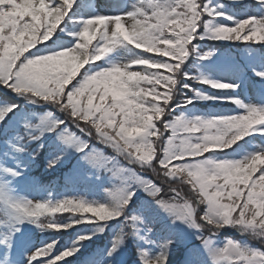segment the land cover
Listing matches in <instances>:
<instances>
[{
  "label": "snow or ice",
  "instance_id": "obj_1",
  "mask_svg": "<svg viewBox=\"0 0 264 264\" xmlns=\"http://www.w3.org/2000/svg\"><path fill=\"white\" fill-rule=\"evenodd\" d=\"M259 2L264 5V0ZM75 4L76 0H0V86L29 104L48 105L63 114L61 118L51 111H25L19 103L0 105V135L10 142L8 114L20 113L24 131L15 133L13 147L27 152L24 145L40 141L29 153L30 163H36L45 148L46 134H54L57 147L49 155L47 168H55L74 151L83 164L126 183L105 189L110 196L106 202L83 197L53 199L51 193L43 200H33L8 195L4 185L9 177H0L4 217L18 222L30 219L41 230L51 231L88 222L97 225L96 232H104L110 221H116L111 245L91 264H114L128 237L159 249L152 254L138 246L140 264H169L170 251L180 250L181 244L185 245L183 264H205L200 247L174 227L163 238L151 239L153 228L145 213L154 204L170 216L173 226L180 221L197 229L195 239L214 264H264V250L243 246L231 237L213 247L217 234L227 227L253 239L264 238V145L240 159L205 155L230 148L252 131L264 134V105L224 97L245 111L211 118L174 115L179 86L192 77L185 67L190 46L193 40L204 38L201 27L210 38L264 43V15L209 27L205 16L226 15L210 0H132L126 9L77 18L81 27L69 33L75 41L49 49L50 38ZM120 46L147 55L137 54L127 62L97 66L96 70L88 67ZM210 55L205 53L204 58ZM258 75L264 77V72ZM199 82L217 89L237 87L206 77ZM183 87L191 90L190 84ZM196 93L204 99L214 98ZM192 99L184 96V103ZM120 158L126 165L120 164ZM5 172L13 178L24 174L15 168ZM137 189L151 199L139 211L130 212ZM63 213H69L66 223L56 218ZM17 232L19 226L0 238V244L10 251ZM94 234L78 236L71 247L55 254L57 241H49L29 251L25 264H58Z\"/></svg>",
  "mask_w": 264,
  "mask_h": 264
},
{
  "label": "trees",
  "instance_id": "obj_2",
  "mask_svg": "<svg viewBox=\"0 0 264 264\" xmlns=\"http://www.w3.org/2000/svg\"><path fill=\"white\" fill-rule=\"evenodd\" d=\"M116 3L124 4L130 3L132 0H109ZM102 0H76V4L73 6L71 12L58 26V30L54 33V37L50 38L47 47L55 50V44H63L69 46L75 41V37L69 35V33L78 31L81 27L78 19L79 17H87L94 15L98 11L97 6ZM212 5H215L218 10L226 13L221 17H208L205 16V20L210 22L209 27L215 26L219 23L233 24L236 20L243 19L247 16L264 15V5H261L259 0H210ZM95 8V9H94ZM94 9V10H93ZM234 19L229 20L228 17ZM63 29V30H61ZM200 32L204 34V38H197L192 41L190 46L191 51L185 61V67L188 72L192 74V77L188 80L182 81L179 86L175 100V113L174 115H182L186 119H192L195 117L211 118L226 115L239 114L245 111L231 100L223 99L224 97H236L243 101L245 104L264 105V77L258 75L260 72H264V43L254 42H242L231 40H219L210 38L208 30L203 26ZM35 49H33L34 51ZM211 52V55L204 58V54ZM137 54L147 55L146 53H139V50L129 49L124 46L118 47L112 53L108 54L94 64L88 65L92 70H96L97 66L107 67L112 63H123L133 58ZM214 55L221 57H233L242 65L237 71H223L221 67L210 66L211 58ZM242 74V76H241ZM200 77H206L218 82H225L237 87L217 89L211 85L199 82ZM184 84H190L191 90L184 88ZM196 90L200 94H206L208 97H214L204 99L201 95H197ZM184 96L193 97L191 103H184ZM9 103H19L22 110L35 111L43 114L46 112H53L55 115L62 118L63 114L57 112L54 108L48 105H36L27 103L23 97L16 95L14 92L0 86V105H6ZM8 132L6 133L7 139L10 142H6L5 135H0V162L5 168H15L22 170L23 175L20 177L8 176L9 180L14 184L13 187L20 189L23 197H34L36 200H43L49 197V193L53 199H61L64 197H83L89 201L106 202L110 199V196L105 189L113 188L114 185H121L115 179L107 180L100 189L94 186L95 183L89 184L82 179L73 180L72 168L80 157V154L74 153L70 156H65L55 168H47V160L50 153L56 150V147L51 144L50 139L54 134H46L44 138L45 148L41 150L40 156L37 158L36 163H30L29 153L37 147L40 141H33L27 145H24L28 149L27 152H19L14 144L17 143L15 136L16 132L23 134L24 128L20 120V113L13 115L8 114ZM166 136L168 133L165 134ZM264 145V134L258 131H252L249 135L242 138L236 144L223 151H211L206 153V156L215 159H240L244 156L256 151L258 146ZM109 154H111L110 150ZM19 162V163H18ZM120 164L126 165V161L123 158L119 160ZM29 164V167L20 169L19 164ZM89 170L87 167H83ZM102 173L104 171L102 170ZM107 174H110L107 172ZM144 175H147L146 173ZM151 175V174H148ZM73 178V177H72ZM135 187V185L133 184ZM187 191V189H185ZM150 197L146 195L142 190L137 189V197L134 198L133 205L130 206L131 211H139L144 205L150 202ZM203 207V206H202ZM5 206H0V219L5 218L3 210ZM69 213L57 214V219L61 223H66L69 219ZM145 220L153 228L152 233H149L151 239L159 240L169 234V229L174 227L178 232L194 244L200 247V242L195 239L197 229L191 227L190 230H181L180 227L172 225L170 216L161 211L156 205L151 204L145 213ZM97 225L95 223H80L67 230L51 231L41 230L37 223L31 222L30 219H26V233L29 238L36 237L37 234L42 235V245H46L49 241H57L53 254L63 251L73 245L77 240V237L85 233H95L90 240H84L82 246L74 255L67 257L58 262V264H91L96 258L102 256L106 252L107 247L111 245L112 237L115 235L118 229L116 221H110L109 226L104 232H96ZM235 228L227 227L220 230L217 234L213 246H222L226 237H231L233 240L239 241L243 246H251L256 249L264 250V238L253 239L250 234H241L239 231H233ZM141 234L144 232V227H140ZM183 231V232H182ZM148 248L149 251L154 254L159 249L151 244L145 243L143 240H138L136 237H128L124 244L121 246L119 253L115 257L114 264H140L139 256L137 254V247ZM185 245H179L177 251H170L169 264H183L182 250ZM202 259L205 264H214L201 249ZM45 258H40L43 261ZM35 264H38L35 261Z\"/></svg>",
  "mask_w": 264,
  "mask_h": 264
},
{
  "label": "rangeland",
  "instance_id": "obj_3",
  "mask_svg": "<svg viewBox=\"0 0 264 264\" xmlns=\"http://www.w3.org/2000/svg\"><path fill=\"white\" fill-rule=\"evenodd\" d=\"M101 8H104L103 12H112L114 10H118L117 7H111L107 4H103ZM210 66H212L213 68L221 67L223 68L222 69L223 71H225V68H226V71L232 72V71L239 70L238 68H240L241 65L233 57H221L218 55H214L211 58ZM50 142L54 146V148L57 146L55 135L52 136V138L50 139ZM74 153L76 152L70 151L67 154V156H70L71 154H74ZM84 166L87 167L89 170L84 169L83 168ZM72 169L73 170H72L71 179L73 180L82 179L84 181H87V183L89 184L95 183L94 186H96L99 189L109 179L110 180L115 179L117 183L119 180L116 177H112L110 174H107V172L105 171L104 173H102V170L98 171L95 168H92L88 165L83 164V162L80 161V157L77 158V161L74 164ZM9 175L10 173L5 172V168L0 164V177H4V176L8 177ZM105 177L107 180L105 179ZM119 182L121 184L126 183L125 181H121V180H119ZM13 186L14 184H12V181L4 185L7 194L14 198L22 197V195L19 194L20 189H16ZM29 199L36 200L35 198H32V197H29ZM0 202L4 203L3 200H0ZM25 222H26L25 220L23 222H18L15 220H12V221L6 220L5 223H3L6 234H11L12 232H14L16 226L20 227V232H17L15 234L14 242H13V245L10 251L7 250L3 244H0V261H2L3 264H8L9 261H11V264H25V262L27 261V253L35 248H38L39 245L37 242H35L34 240L29 241L26 238L24 234L25 231L23 230L25 227ZM176 224L178 227L181 228V230H184V233H186L185 230L191 229V227H189L187 222L182 223L180 221H177ZM234 230L237 231L236 229ZM201 249L211 259L208 252H206L203 249V247H201ZM6 252H7V255H6ZM33 264H35V261H33Z\"/></svg>",
  "mask_w": 264,
  "mask_h": 264
}]
</instances>
